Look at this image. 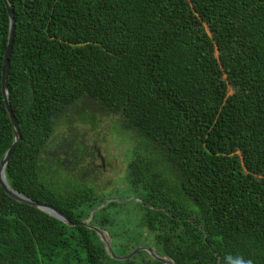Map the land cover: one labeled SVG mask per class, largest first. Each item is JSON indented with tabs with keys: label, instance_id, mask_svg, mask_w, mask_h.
I'll use <instances>...</instances> for the list:
<instances>
[{
	"label": "trees",
	"instance_id": "trees-1",
	"mask_svg": "<svg viewBox=\"0 0 264 264\" xmlns=\"http://www.w3.org/2000/svg\"><path fill=\"white\" fill-rule=\"evenodd\" d=\"M6 1L20 138L5 181L72 226L0 187V264H164L144 251L111 259L77 225L90 213L116 256L140 245L172 264H264V0ZM7 31L0 0V72ZM83 100L130 133L113 196L61 190L39 170ZM11 141L0 92V159Z\"/></svg>",
	"mask_w": 264,
	"mask_h": 264
},
{
	"label": "rangeland",
	"instance_id": "rangeland-1",
	"mask_svg": "<svg viewBox=\"0 0 264 264\" xmlns=\"http://www.w3.org/2000/svg\"><path fill=\"white\" fill-rule=\"evenodd\" d=\"M228 93H231L230 89ZM115 120V116L101 113L87 100L76 104L56 124L52 134L54 141L46 146L38 160L41 174L56 187L61 186V190L74 185H89L97 191L107 189L106 194L115 195L116 185L124 186L120 183L130 137V133L119 131ZM71 142L75 144L72 151ZM55 144L56 150L53 149ZM78 147L85 149L84 154L79 152L82 156L77 154ZM94 150L99 157L94 155ZM64 152L68 153L65 161L62 159Z\"/></svg>",
	"mask_w": 264,
	"mask_h": 264
},
{
	"label": "water",
	"instance_id": "water-1",
	"mask_svg": "<svg viewBox=\"0 0 264 264\" xmlns=\"http://www.w3.org/2000/svg\"><path fill=\"white\" fill-rule=\"evenodd\" d=\"M6 14H7V18H8V31H7V38H6V44H5V49L2 55V65H1V72H0V92H1V97L3 100V105L4 108L6 110L9 122L11 124V129H12V141L10 146L8 147V149L5 151V153L3 154V156L0 159V187L3 190L4 193H6L7 195L11 196L15 201L19 202V203H23L25 205H28L32 208H35L43 213H46L48 215H52L57 217L58 219H60L63 223H65L68 226H72L71 223L68 222L66 216H64L61 212H59L58 210L50 207V206H46L40 203H36L33 202L27 198H25L24 196H22L21 194L13 191L12 189H10L5 181V177H4V167L8 161L9 156L11 155V153L13 152V149L15 148L17 142L19 141L20 135L18 132V127H17V123L14 119V116L12 114L11 108L9 106V102H8V97H7V91H6V72H7V66H8V57L10 54V50H11V45H12V38H13V28H14V20H13V13L11 8L9 7V5L7 4L6 0H2ZM101 206V205H100ZM99 206V207H100ZM99 207H97L96 209H98ZM91 217V213L87 219V221L85 222H79L77 223V225L80 226H84L90 230H92L93 232L96 233V235L98 236L99 240L102 242L103 244V248L106 252V254L113 260L116 261H123L126 259L131 258L134 254H136L139 251H144L146 252L152 259H155L158 262L164 263V264H172V262L165 258V257H157L155 256L147 247L144 246H139L136 247L135 249H133L130 253H128L125 256H116L111 252V249L109 247V239L107 238V236L97 227H93L87 224L88 220Z\"/></svg>",
	"mask_w": 264,
	"mask_h": 264
},
{
	"label": "flooded vegetation",
	"instance_id": "flooded-vegetation-1",
	"mask_svg": "<svg viewBox=\"0 0 264 264\" xmlns=\"http://www.w3.org/2000/svg\"><path fill=\"white\" fill-rule=\"evenodd\" d=\"M54 141V137H53V135L49 138V140H48V142L46 143V145H45V147H44V149L42 150V152H41V154H43L45 151H46V146H50V144H51V142H53ZM73 146H75V144L73 143V142H71L70 144H69V147H70V149H71V151H72V149H73ZM79 148V147H78ZM53 149H57V145L55 144V147H53ZM73 150H75V149H73ZM84 151H85V149L83 148V147H80L78 150H77V154H78V156H82L83 154H84ZM75 152V151H74ZM79 152H82L81 154H79ZM67 152H64V156L62 157V159L65 161V156H67ZM94 155L95 156H97V157H99V155H98V153L96 152L95 153V150H94ZM54 160H56L57 162H59L57 159H54ZM63 160H60V162H64ZM100 162L102 163V160L100 159ZM92 166H93V164H92ZM102 166V165H101Z\"/></svg>",
	"mask_w": 264,
	"mask_h": 264
}]
</instances>
